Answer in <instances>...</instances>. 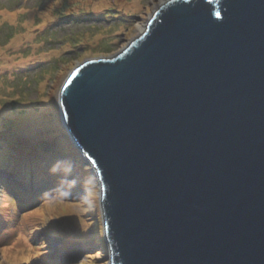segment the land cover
I'll list each match as a JSON object with an SVG mask.
<instances>
[{
  "label": "water",
  "instance_id": "water-1",
  "mask_svg": "<svg viewBox=\"0 0 264 264\" xmlns=\"http://www.w3.org/2000/svg\"><path fill=\"white\" fill-rule=\"evenodd\" d=\"M151 14L59 90L99 181L108 264H264V0Z\"/></svg>",
  "mask_w": 264,
  "mask_h": 264
},
{
  "label": "rangeland",
  "instance_id": "rangeland-1",
  "mask_svg": "<svg viewBox=\"0 0 264 264\" xmlns=\"http://www.w3.org/2000/svg\"><path fill=\"white\" fill-rule=\"evenodd\" d=\"M164 1L0 0V166L43 155L55 175L28 204L19 198L34 185L17 182L18 195L0 167V264L109 263L99 181L63 124L59 90L76 64L124 48Z\"/></svg>",
  "mask_w": 264,
  "mask_h": 264
},
{
  "label": "trees",
  "instance_id": "trees-1",
  "mask_svg": "<svg viewBox=\"0 0 264 264\" xmlns=\"http://www.w3.org/2000/svg\"><path fill=\"white\" fill-rule=\"evenodd\" d=\"M13 125L14 124H9L5 126L6 133L4 135L10 136L16 131V127H14ZM25 139H27V137ZM28 140H29V136H28ZM2 151L3 149L0 150V161L5 157H8V155L4 157L2 154L5 153H3ZM18 159L19 158H17V161H14L15 162L14 165H8L6 167L0 166L2 167V169H5L8 171V173H10V176L7 177H10V179L12 180V184L9 185V180L7 179H4L3 181L9 185V188L14 187L16 192L22 190L25 191L23 187H20V185L18 186L15 185L17 182H19L21 185H23V182H29L30 184H33L35 188L33 191L30 192L34 194L33 196H31L32 198L31 197H23V198H26V200H28V204L31 200H33L36 204L43 195V188H41L43 186V182L53 183L55 181V175L50 173L53 170L52 166L54 165L53 164L51 165L47 164V166L43 165V161H44L43 155H39L34 160L31 159L29 161H25L26 164ZM48 166H50V168H47ZM55 167L56 169H58L57 166ZM58 170L62 171V168H59ZM38 172L40 173L37 174ZM17 197L15 196L16 199ZM33 206L34 205H28V207H33ZM70 237L73 238L72 235H70Z\"/></svg>",
  "mask_w": 264,
  "mask_h": 264
},
{
  "label": "bare ground",
  "instance_id": "bare-ground-1",
  "mask_svg": "<svg viewBox=\"0 0 264 264\" xmlns=\"http://www.w3.org/2000/svg\"><path fill=\"white\" fill-rule=\"evenodd\" d=\"M138 26H139V28H140V32L141 31H143L144 30V28H145V26H146V23L145 24H141V23H139L138 24ZM17 41H18V39H17ZM19 44V43H18ZM20 44H21V42H20ZM87 159V158H86ZM88 160V159H87ZM47 168H50V166H48ZM20 200H26V198H19ZM102 223H103V221H102ZM59 248H61V247H59ZM85 248H87V247H85ZM61 250V249H60Z\"/></svg>",
  "mask_w": 264,
  "mask_h": 264
},
{
  "label": "snow or ice",
  "instance_id": "snow-or-ice-1",
  "mask_svg": "<svg viewBox=\"0 0 264 264\" xmlns=\"http://www.w3.org/2000/svg\"><path fill=\"white\" fill-rule=\"evenodd\" d=\"M57 2H59V0H57ZM217 15L219 16L220 14H219V13H217ZM5 251H6V249H5Z\"/></svg>",
  "mask_w": 264,
  "mask_h": 264
}]
</instances>
